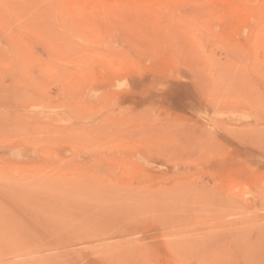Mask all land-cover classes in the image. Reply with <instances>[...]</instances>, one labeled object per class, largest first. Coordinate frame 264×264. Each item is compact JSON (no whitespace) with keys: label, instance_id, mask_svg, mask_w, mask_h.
Returning <instances> with one entry per match:
<instances>
[{"label":"rangeland","instance_id":"374dc122","mask_svg":"<svg viewBox=\"0 0 264 264\" xmlns=\"http://www.w3.org/2000/svg\"><path fill=\"white\" fill-rule=\"evenodd\" d=\"M0 264H264V0H0Z\"/></svg>","mask_w":264,"mask_h":264}]
</instances>
